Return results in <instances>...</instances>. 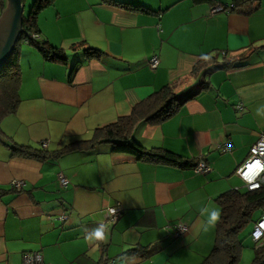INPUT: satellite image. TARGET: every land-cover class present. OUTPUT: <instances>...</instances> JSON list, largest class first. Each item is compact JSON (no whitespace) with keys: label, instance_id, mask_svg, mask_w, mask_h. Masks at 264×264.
Returning <instances> with one entry per match:
<instances>
[{"label":"crops","instance_id":"1","mask_svg":"<svg viewBox=\"0 0 264 264\" xmlns=\"http://www.w3.org/2000/svg\"><path fill=\"white\" fill-rule=\"evenodd\" d=\"M118 1L154 13L105 0H55L40 13L48 11L38 23L40 38L61 48L66 63L45 61L25 44L20 103L3 118L0 132L32 148L45 141L53 153L89 139L95 128L128 115L165 85L184 97L206 82L172 117L138 123L131 138L203 159L210 171L140 161L107 144L39 161L12 154L0 140V188L23 184L0 199V264H22L29 251H39L45 264H199L213 247L215 226L208 218L220 211L215 199L239 187L236 168L264 131V0L249 14L212 13L214 6L193 0ZM89 46L104 55L85 58ZM154 55L159 64L151 69ZM233 61L240 66L224 67ZM228 142L232 149L222 154L218 145ZM117 205L123 212L113 225L106 209ZM64 212L63 223L48 218ZM176 221L188 226L179 237L166 230ZM96 230L106 239H94ZM152 244L163 249L145 259L129 253Z\"/></svg>","mask_w":264,"mask_h":264},{"label":"trees","instance_id":"2","mask_svg":"<svg viewBox=\"0 0 264 264\" xmlns=\"http://www.w3.org/2000/svg\"><path fill=\"white\" fill-rule=\"evenodd\" d=\"M54 1L34 0L28 16L24 17L22 15V27L14 48L4 64L0 66V123L5 116L14 113L20 103V53L23 44L34 47L45 61L66 63L67 56L65 52L61 48L41 39L39 35L38 17L44 9L53 5ZM105 1L129 11L154 13L153 10L144 5L118 0ZM193 1L208 3L210 6L216 5L215 0ZM260 4L261 0H231L230 2V5H232L231 11L245 14L258 10ZM223 6L225 7L224 11L228 9V4ZM5 7L6 0H0V14ZM33 34H38V38H32ZM83 52L87 59L101 58L104 55L101 50L90 46L85 47ZM209 63L210 61L206 60L202 63V66H207ZM239 66L236 61L224 65L225 68ZM207 85L206 82L200 83L194 94L184 97L177 96L170 86L165 85L136 103L128 115L120 116L114 122L95 128L89 139L75 141L53 153L46 151L44 148L38 149L18 145L1 132L0 140L10 149L12 154L39 161H45L50 157L56 158L71 151H92L102 144H107L110 145L111 152L127 153L140 161L171 165L179 169H193L197 164V160L183 158L162 147L146 148L132 139L131 136L138 123L159 124L172 117L186 101L197 94L199 89H206ZM10 192L17 193L20 191L14 188H0V199ZM215 201L220 208V218L215 223L214 244L199 264H236L241 250L238 233L248 223L255 208L261 207L264 212V186L254 191H247L245 188L239 190L228 189L218 195ZM177 222L179 221L175 223ZM162 249L159 245L152 244L147 247L132 248L129 253L145 259ZM251 264H264V245L255 252Z\"/></svg>","mask_w":264,"mask_h":264},{"label":"built area","instance_id":"3","mask_svg":"<svg viewBox=\"0 0 264 264\" xmlns=\"http://www.w3.org/2000/svg\"><path fill=\"white\" fill-rule=\"evenodd\" d=\"M228 8H231L229 6ZM225 7L222 5L217 4L212 8L211 12H221L224 11ZM32 38H38V34H33ZM159 64V59L156 55L152 56L148 61V66L151 69H156ZM242 106H238V108L241 109ZM47 143L44 141L41 143L42 148H45ZM218 150L222 153L229 152L231 150V145L229 143H224L221 145H218ZM258 162V163H257ZM257 164L259 166H257ZM249 166H252V172L249 173V176L251 179H249L248 176L245 175L246 172H248ZM195 172L197 173H206L210 170L209 166L203 161L200 160L198 165L194 168ZM239 178L242 180L243 185L246 190L248 191H254L262 188L264 186V132L259 135V138L253 144V146L250 148V155L249 157L237 168L236 171ZM59 182L62 187H66L69 184V181L67 178L59 175ZM257 184L258 187L253 188L251 185ZM22 183L18 181L12 182V187L16 189L22 188ZM116 211H112L115 210ZM123 212V209L121 206L117 205L114 208H107L106 214L108 221L115 225L116 219L121 215ZM61 221L64 222L67 220V215L65 213H62L60 215ZM48 218H51L48 216ZM264 213L260 217L258 221H256L253 225V229L251 231V239L255 243L256 248H260L264 245ZM166 230L170 233L173 237H178L188 231V226L179 221L177 223H170L166 225ZM256 233H259V236L256 235ZM114 260H111L110 263H113ZM22 264H45L42 258V255L39 251H29L25 252L22 257Z\"/></svg>","mask_w":264,"mask_h":264},{"label":"rangeland","instance_id":"4","mask_svg":"<svg viewBox=\"0 0 264 264\" xmlns=\"http://www.w3.org/2000/svg\"><path fill=\"white\" fill-rule=\"evenodd\" d=\"M34 0H21V6H22V13H23V16L26 17L28 16L29 14V11L31 9V5L33 3ZM229 3V1L227 2ZM145 6V5H144ZM147 7V6H146ZM149 8V7H148ZM45 12H48V11H44L40 17L38 18V23L42 21V18H43V14H46ZM63 17H61L60 19H62ZM71 20V19H70ZM59 25L61 26V23H59ZM73 23L70 21L69 22V26L72 27ZM26 45L23 44L21 46V52H22V49L25 47ZM228 153V152H226ZM222 154H225V153H222ZM200 160H203V159H200ZM200 160H197V164L196 166L198 165V163L200 162ZM204 161V160H203ZM205 162V161H204ZM206 163V162H205ZM195 166V167H196ZM194 167V168H195ZM193 168V170H194ZM210 168V167H209ZM195 171V170H194ZM210 171V170H209ZM208 171V172H209ZM197 173V172H196ZM207 173V172H206ZM200 174H204V173H200ZM238 185H239V188L243 189V186H242V183L239 181L238 182ZM116 211V209H115ZM66 215L67 213L64 212ZM263 213V210L261 207H257L254 209V211L252 212V215H251V218L250 220L248 221V223L242 228V230H240V232L238 233V238L240 240V243H241V250H240V254H239V259L238 261L236 262V264H251L253 259H254V256H255V252L259 249V248H256L255 246V243L252 241L250 235H251V231L253 229V225L255 223V221L257 219H259L261 217V214ZM62 213H58L56 215H53V216H50L52 221H58L60 222L61 221V215ZM120 217V215H119ZM118 217V218H119ZM118 218L116 219V222L118 220ZM115 222V223H116ZM54 223V222H53ZM114 225V224H113ZM102 228H106L104 225H102ZM112 228V226H111Z\"/></svg>","mask_w":264,"mask_h":264},{"label":"water","instance_id":"5","mask_svg":"<svg viewBox=\"0 0 264 264\" xmlns=\"http://www.w3.org/2000/svg\"><path fill=\"white\" fill-rule=\"evenodd\" d=\"M6 1V7L0 14V66L13 50L22 27L21 0Z\"/></svg>","mask_w":264,"mask_h":264},{"label":"clouds","instance_id":"6","mask_svg":"<svg viewBox=\"0 0 264 264\" xmlns=\"http://www.w3.org/2000/svg\"><path fill=\"white\" fill-rule=\"evenodd\" d=\"M6 3H7V1H6ZM217 5V4H216ZM215 5V6H216ZM219 5H222V4H219ZM223 6V5H222ZM229 6H231V8H228L227 10H225V11H231L232 10V5H230V4H228V7ZM221 12H224V11H221ZM240 109V108H239ZM264 132V131H263ZM263 132H261L260 134H262ZM259 134V135H260ZM258 138H259V136H258ZM257 138V139H258ZM257 141V140H256ZM255 141V142H256ZM229 143V142H228ZM255 144V143H254ZM253 146V145H252ZM251 146V147H252ZM42 147V146H41ZM250 147V148H251ZM218 149V148H217ZM231 149H232V147H231ZM222 153V152H221ZM226 153V152H225ZM249 155H250V150H249V154H248V156H247V158L249 157ZM246 158V159H247ZM245 159V160H246ZM244 160V161H245ZM243 161V162H244ZM242 162V163H243ZM241 163V164H242ZM258 163V162H257ZM241 164H239L238 166H237V168L241 165ZM237 168H236V171H237ZM235 171V172H236ZM237 174V173H236ZM239 177V176H238ZM241 180V179H240ZM241 183H242V186H243V188H245L244 187V185H243V182H242V180H241ZM253 188H256V187H258V185L257 184H252L251 185ZM14 188V187H13ZM16 189V188H15ZM233 189H235V190H239V189H241V188H239V187H236V188H233ZM17 190H19V189H17ZM248 191V190H247ZM113 212L115 211V210H112ZM264 213V212H263ZM262 213V214H263ZM262 214H261V216H262ZM219 218H220V211L219 210H217V211H213L211 214H210V216H209V218H208V223L210 224V225H212L213 227L215 226V223L219 220ZM260 219V218H259ZM259 219H257L256 221H258ZM255 221V222H256ZM65 222V221H64ZM61 223H63V222H61ZM262 226H264V225H262ZM185 234V233H184ZM184 234H182V235H184ZM182 235H180V236H182ZM256 235L257 236H259V233H256ZM92 237L94 238V239H96V240H105L106 239V237H105V235L101 232V231H99V230H96L93 234H92ZM179 237V236H178Z\"/></svg>","mask_w":264,"mask_h":264},{"label":"snow or ice","instance_id":"7","mask_svg":"<svg viewBox=\"0 0 264 264\" xmlns=\"http://www.w3.org/2000/svg\"><path fill=\"white\" fill-rule=\"evenodd\" d=\"M257 166H259V165L257 164ZM251 172H252V166H249L248 172L245 173V175L248 176L249 179H251V177L249 176V173H251ZM262 227H264V226H262Z\"/></svg>","mask_w":264,"mask_h":264},{"label":"bare ground","instance_id":"8","mask_svg":"<svg viewBox=\"0 0 264 264\" xmlns=\"http://www.w3.org/2000/svg\"><path fill=\"white\" fill-rule=\"evenodd\" d=\"M230 144V143H229ZM231 145V144H230Z\"/></svg>","mask_w":264,"mask_h":264}]
</instances>
